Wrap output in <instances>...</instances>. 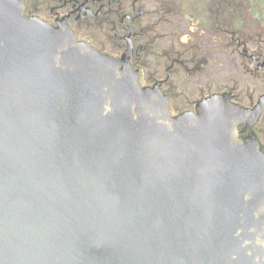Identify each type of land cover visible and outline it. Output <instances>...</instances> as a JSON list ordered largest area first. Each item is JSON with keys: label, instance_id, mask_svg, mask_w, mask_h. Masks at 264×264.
<instances>
[{"label": "water", "instance_id": "95a60500", "mask_svg": "<svg viewBox=\"0 0 264 264\" xmlns=\"http://www.w3.org/2000/svg\"><path fill=\"white\" fill-rule=\"evenodd\" d=\"M264 109L172 116L67 29L0 0V264H264Z\"/></svg>", "mask_w": 264, "mask_h": 264}, {"label": "flooded vegetation", "instance_id": "af4514ba", "mask_svg": "<svg viewBox=\"0 0 264 264\" xmlns=\"http://www.w3.org/2000/svg\"><path fill=\"white\" fill-rule=\"evenodd\" d=\"M17 1L26 16L67 29L136 71L143 86L167 98L172 116L224 95L250 118L264 97L263 21L245 20L241 0H197L205 18L192 0ZM263 117L264 109L251 127L245 118L238 129L256 133L264 152Z\"/></svg>", "mask_w": 264, "mask_h": 264}, {"label": "rangeland", "instance_id": "374dc122", "mask_svg": "<svg viewBox=\"0 0 264 264\" xmlns=\"http://www.w3.org/2000/svg\"><path fill=\"white\" fill-rule=\"evenodd\" d=\"M202 4L200 5V2H198L197 0H192L193 7L196 8H198L199 6L203 7L204 4L203 5ZM241 4H242L241 12L245 20H262L263 24L258 23L257 26L259 29L264 30V0H249V1L241 0ZM198 10L201 12V16L203 17L206 16L207 14L206 10L204 9L201 10L200 8H198ZM261 125L264 127V117L261 121Z\"/></svg>", "mask_w": 264, "mask_h": 264}]
</instances>
